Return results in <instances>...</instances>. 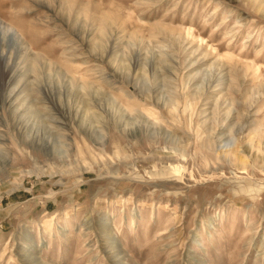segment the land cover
Listing matches in <instances>:
<instances>
[{"label":"rangeland","instance_id":"374dc122","mask_svg":"<svg viewBox=\"0 0 264 264\" xmlns=\"http://www.w3.org/2000/svg\"><path fill=\"white\" fill-rule=\"evenodd\" d=\"M0 264H264V0H0Z\"/></svg>","mask_w":264,"mask_h":264}]
</instances>
